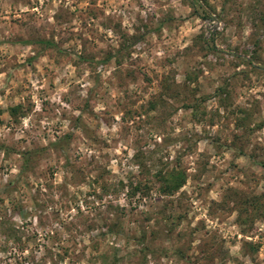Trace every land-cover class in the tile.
<instances>
[{
	"label": "rangeland",
	"instance_id": "374dc122",
	"mask_svg": "<svg viewBox=\"0 0 264 264\" xmlns=\"http://www.w3.org/2000/svg\"><path fill=\"white\" fill-rule=\"evenodd\" d=\"M42 147L0 264H264V0H0V188Z\"/></svg>",
	"mask_w": 264,
	"mask_h": 264
},
{
	"label": "trees",
	"instance_id": "16d2710c",
	"mask_svg": "<svg viewBox=\"0 0 264 264\" xmlns=\"http://www.w3.org/2000/svg\"><path fill=\"white\" fill-rule=\"evenodd\" d=\"M47 45H51V42H44ZM9 115L12 118H17L18 115L23 114L22 106L20 104L14 105L9 108ZM70 137V134H64L63 136L57 138V140L50 142L49 145L51 146H61L63 142L67 141ZM46 147H42L40 149L35 150H25L19 152L22 163L19 169L18 174L16 175V179L9 180L6 184H4L0 188V193H4L5 195H10L11 190L13 188L11 185L16 182L14 180H18L20 177L26 175V173L31 169V162L34 159V156L38 154L40 150L45 149ZM263 164V162H261ZM155 177L157 180L160 181L159 191L163 194H171L174 191L178 190L185 181V173L181 169L172 168L170 170L160 171L158 170L155 173ZM15 187V186H13ZM144 187V189H143ZM142 184H138L133 187L134 190H145L147 187L143 186ZM148 190V189H147ZM144 193V192H143ZM264 199V194H251V195H244L243 198L237 203V218L236 221L242 227L243 231H247L250 229L255 216L258 218L261 217L263 214L262 202ZM212 264V263H211Z\"/></svg>",
	"mask_w": 264,
	"mask_h": 264
}]
</instances>
